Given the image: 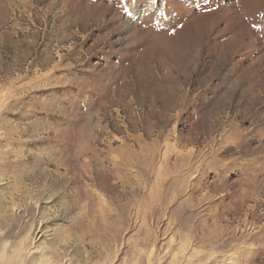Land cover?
Wrapping results in <instances>:
<instances>
[{"label": "rangeland", "instance_id": "obj_1", "mask_svg": "<svg viewBox=\"0 0 264 264\" xmlns=\"http://www.w3.org/2000/svg\"><path fill=\"white\" fill-rule=\"evenodd\" d=\"M241 1L0 0V264H264Z\"/></svg>", "mask_w": 264, "mask_h": 264}, {"label": "bare ground", "instance_id": "obj_2", "mask_svg": "<svg viewBox=\"0 0 264 264\" xmlns=\"http://www.w3.org/2000/svg\"><path fill=\"white\" fill-rule=\"evenodd\" d=\"M247 8H249L250 9V12H259L260 13V11H263V10H261V5L259 4V0H242L241 1ZM258 13V14H259ZM262 13V12H261ZM255 14V13H254ZM264 15V14H263ZM216 17V16H215ZM255 18V17H254ZM262 18L260 17H256L255 19H254V22H257L258 20H261ZM264 19V18H263ZM137 21V20H136ZM178 44V43H177ZM126 160H128V159H126ZM125 161V160H124ZM162 161V160H161ZM131 162H132V160H131ZM150 162V161H149ZM129 163V162H128ZM148 163V162H147ZM146 163V164H147ZM124 164H126V162L124 163ZM123 166V165H122ZM155 167V166H154ZM118 170H120V169H118ZM117 170V171H118ZM121 170H123V169H121ZM120 173H122V172H120ZM116 178H118V177H116ZM132 186V185H131ZM155 198V197H154ZM43 263H45V262H43Z\"/></svg>", "mask_w": 264, "mask_h": 264}]
</instances>
